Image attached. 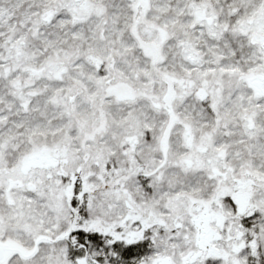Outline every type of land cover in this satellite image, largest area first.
Returning <instances> with one entry per match:
<instances>
[{
	"label": "snow or ice",
	"instance_id": "obj_1",
	"mask_svg": "<svg viewBox=\"0 0 264 264\" xmlns=\"http://www.w3.org/2000/svg\"><path fill=\"white\" fill-rule=\"evenodd\" d=\"M0 264H264V0H0Z\"/></svg>",
	"mask_w": 264,
	"mask_h": 264
}]
</instances>
